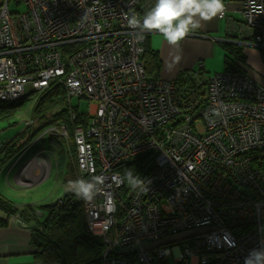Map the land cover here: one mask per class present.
I'll return each mask as SVG.
<instances>
[{
    "label": "built area",
    "instance_id": "obj_1",
    "mask_svg": "<svg viewBox=\"0 0 264 264\" xmlns=\"http://www.w3.org/2000/svg\"><path fill=\"white\" fill-rule=\"evenodd\" d=\"M16 1L24 12L0 0V100L58 82L88 102L74 132L78 178L104 180L79 199L91 232L112 243L102 258L118 254L103 264H245L264 250V85L224 70L207 78L198 104L175 78L149 77L151 33L136 38L128 19L155 0ZM241 1L264 49V0ZM142 156L153 167L134 173ZM129 170L142 190L127 183Z\"/></svg>",
    "mask_w": 264,
    "mask_h": 264
},
{
    "label": "trees",
    "instance_id": "obj_2",
    "mask_svg": "<svg viewBox=\"0 0 264 264\" xmlns=\"http://www.w3.org/2000/svg\"><path fill=\"white\" fill-rule=\"evenodd\" d=\"M9 5L13 11L18 13L26 10V7L24 9L20 8V6H25L23 1L9 0ZM148 37L144 41L145 50L142 55V62L149 77H160L163 62L159 50L152 48L146 43ZM65 47L62 46L64 50H67ZM72 48L74 49V46ZM223 48L225 51L224 70H236L246 74L245 67L242 66L244 63H247L246 56L242 52L243 47L239 44L224 43ZM63 56L64 58L67 57L66 54H63ZM184 73V71L180 73L178 80L181 79ZM202 73L201 70H197L194 74H197V77H199ZM177 83L178 91L181 86L183 87V91L181 88L180 95L184 101H190L196 98L198 104L204 103L207 87L203 83H208V79L204 78L203 81H195L190 84L192 89H187L181 81H177ZM199 83L201 85L200 87H198ZM33 91L39 93V96L31 108L32 117L34 118L35 116L38 118L47 110H54L55 108L58 110L60 108V113H66L67 116L70 113V121L65 123V127L71 133L75 144L73 132H75L76 127L87 122V110L81 109L82 103L85 102L82 100L83 98L77 97L78 100L74 103L73 97L69 95L65 85L62 83L53 82L45 89L26 87L24 95L20 98L0 100V121L9 120L14 117L17 113L16 111L19 110L17 108L19 104L24 102ZM189 91L190 93H187ZM35 94L33 93V95ZM56 98H58V101ZM85 103L88 104V102ZM9 125L13 126L15 122H10ZM45 129L41 131L43 132ZM20 134L13 138L0 141V175L3 169H6L7 163L17 158L20 164L21 162L23 163V160L32 154L35 148L41 146L44 141L37 138V134L30 139H19ZM17 139L20 144L16 143ZM45 140L47 142L50 140V137L46 136ZM73 146L75 147V145ZM74 155L75 152L68 163V168L72 172L76 170V156ZM57 158L58 164L61 165V155L57 156ZM145 165H147L148 169L153 167L151 157L142 156L131 162L134 173L138 172V170L141 171ZM58 179L60 181L62 180L60 177ZM76 180L78 178L72 181ZM66 186L67 188L64 194L57 200L39 205L31 203L21 204L0 191V212L4 214L3 217L0 216V227H6L10 223L13 215H19L20 224L29 230L30 242L34 250L33 256L36 263L103 264L105 259L118 256V254L110 251L107 258H102V251L105 249L103 238L92 234L87 223L82 200L69 190V183ZM131 258L135 259L136 254Z\"/></svg>",
    "mask_w": 264,
    "mask_h": 264
},
{
    "label": "crops",
    "instance_id": "obj_3",
    "mask_svg": "<svg viewBox=\"0 0 264 264\" xmlns=\"http://www.w3.org/2000/svg\"><path fill=\"white\" fill-rule=\"evenodd\" d=\"M224 4L227 6L224 17L220 18L218 16L211 22H203L202 27L181 41L178 47L169 46L158 33L149 34L146 43L152 48L159 50L163 62L161 76L174 79L179 71L186 70L189 67L194 68L198 60H202L206 73L207 60L218 55L223 58V65L225 66L223 44L232 43L228 42V39L235 41L233 44L242 46V52L247 58L250 57L249 66L252 69L250 68L249 73L258 71L262 72L261 74L264 76V50H261L252 42V33L248 30L247 25L243 24L241 0H224ZM207 69H212V66H208ZM245 73L247 76L254 78L249 73ZM206 77L210 78L207 75ZM254 79L264 85V78L260 80ZM57 160L58 158H55L54 155H49L35 162L25 158L23 163L21 162L20 164L17 158L7 163L6 169H3L0 175V191L21 204L31 202V204L39 205L53 201L54 193L50 192L49 189L35 190L33 188L28 193L23 194L14 191L15 189L10 184L12 182L19 184L25 190L28 187L41 183L42 181H37L40 175L42 179H48V177L54 174L56 167L54 177L61 182L63 186L62 193H64L67 183L59 175V171L61 170ZM42 163L49 165V169L45 172L42 171L40 165ZM28 173L32 175H28ZM57 176L62 180L60 181ZM0 216L3 217L4 214L0 212ZM33 253L30 233L27 228L13 220H10V223L6 227H0V264H37Z\"/></svg>",
    "mask_w": 264,
    "mask_h": 264
},
{
    "label": "rangeland",
    "instance_id": "obj_4",
    "mask_svg": "<svg viewBox=\"0 0 264 264\" xmlns=\"http://www.w3.org/2000/svg\"><path fill=\"white\" fill-rule=\"evenodd\" d=\"M242 3V1H241ZM15 4V3H14ZM21 9H24L25 6H20ZM252 57V56H251ZM218 56H214L211 59L207 60V67L206 70L207 72L205 73V68L203 67L202 60H198L195 63V67H189L186 70L183 69L179 71L175 78V82L177 85V81L183 82L182 84L187 87V89H192L190 84L194 83L195 81H203V79H207L206 75L211 77L215 73L222 72L224 71V65H223V58ZM247 58V56H246ZM249 58L246 59L247 63H244L242 66L245 68V72L249 73V71L252 69L249 66ZM264 62V61H263ZM248 64V66H247ZM208 66H212V69H207ZM251 68V69H250ZM197 70H201L203 73L199 77H197L196 73ZM184 71V75L181 77V79L178 80L180 73ZM262 72L254 71L250 72L249 74L256 78L257 80H260L264 78L261 74ZM162 78H165L163 76H160ZM194 77V78H192ZM197 77V78H196ZM202 84V83H201ZM207 87V83H203ZM202 84V85H203ZM200 83L199 86L200 87ZM197 87V88H198ZM31 91V90H30ZM206 92V90H205ZM33 93H36L33 95ZM56 93H58L56 91ZM187 93H190L187 92ZM39 93L36 91H33L30 93L29 97L24 100V102L20 103L19 106L17 107L19 110L16 111L17 113L14 115V117L10 118L9 120H3L0 121V140H5L7 138H13L14 136H18L19 133V139H30L34 135H38L37 138H39L42 142V145L35 148V151L32 152V154L28 155L27 159L35 162L36 160L41 159L42 157H47L49 155H54L55 158L57 156L61 155L62 160H61V165L58 164L59 168L61 171H59V175H61L64 178L65 183H69L72 180H75L77 177V166L75 171H70L68 168V163L70 162V158L72 157L73 153L75 152V147L74 145V140L72 138L71 133L69 130L66 128L64 129L63 126L65 127V123L70 121L71 115L67 116L66 113H60V108L59 110L55 108L54 110H47L43 114H41L40 117H32L31 114V108L35 104L34 102L38 98ZM55 97V96H54ZM58 101V98H56ZM78 100L77 97H73V102L76 103ZM84 100V99H82ZM85 101V100H84ZM87 102V101H85ZM85 102L82 103L81 109L87 110L88 112V104ZM200 120V119H199ZM10 122H15V125L10 126ZM46 128L43 132L41 131L42 129ZM23 131V133H22ZM41 131V132H40ZM67 133V134H66ZM74 135V132H73ZM48 136L50 137V140L46 142L45 137ZM18 140V139H17ZM16 143L20 144L19 140ZM53 141V143H51ZM75 156V155H74ZM73 156V157H74ZM47 163V162H46ZM46 163L40 164L42 167V171H47L49 169V165H46ZM67 166V167H66ZM56 173V167L54 174H52L48 179H45L38 185H33L31 187H28L27 189L23 190L21 185L11 183L10 186L15 189L14 191H18L20 193L26 194L33 188L36 189H49L50 192L54 193V200H57V197H61L64 193H62L63 186L61 182H59L55 177ZM28 175H32L29 174ZM79 175V173H78ZM42 177V176H41ZM24 185V184H23ZM12 192V190H11ZM11 198V197H10ZM13 199V198H12ZM14 200V199H13ZM16 201V200H15ZM53 201H48L46 203H50ZM18 202V201H17ZM25 203H31V202H25ZM44 203V204H46ZM43 204V203H42ZM93 234V233H92ZM94 235V234H93ZM112 243H107V247L102 251V255L105 253L106 249L107 251L111 248ZM104 246L106 244L104 243Z\"/></svg>",
    "mask_w": 264,
    "mask_h": 264
},
{
    "label": "clouds",
    "instance_id": "obj_5",
    "mask_svg": "<svg viewBox=\"0 0 264 264\" xmlns=\"http://www.w3.org/2000/svg\"><path fill=\"white\" fill-rule=\"evenodd\" d=\"M223 11L224 0H155L154 6L143 14L142 19L132 15L128 24L132 29L140 30L133 33L136 38H142L145 33H158L169 46L178 47L181 41L201 28L203 22H211L222 15ZM87 116L89 117L88 112ZM44 179L40 175L37 181ZM125 179L133 190H142L145 185V180L139 175H134L131 170L125 173ZM103 180L102 176H94L91 181L78 178L69 182V190L78 198L87 201L93 197L97 186L102 184ZM17 219H20L19 215H13L11 220L21 223ZM245 264H264V250H253L245 258Z\"/></svg>",
    "mask_w": 264,
    "mask_h": 264
},
{
    "label": "water",
    "instance_id": "obj_6",
    "mask_svg": "<svg viewBox=\"0 0 264 264\" xmlns=\"http://www.w3.org/2000/svg\"><path fill=\"white\" fill-rule=\"evenodd\" d=\"M227 41H228V42H232V43H234V42H235V41H233V40H231V39H228ZM258 48H260V49H261L262 47H258ZM261 50H264V49H261Z\"/></svg>",
    "mask_w": 264,
    "mask_h": 264
}]
</instances>
